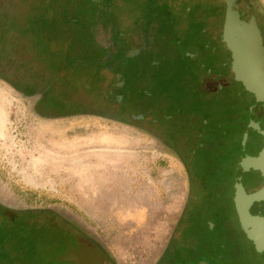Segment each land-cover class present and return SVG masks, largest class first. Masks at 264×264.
Returning a JSON list of instances; mask_svg holds the SVG:
<instances>
[{"label":"rangeland","instance_id":"374dc122","mask_svg":"<svg viewBox=\"0 0 264 264\" xmlns=\"http://www.w3.org/2000/svg\"><path fill=\"white\" fill-rule=\"evenodd\" d=\"M113 1L118 10L121 1L140 6V0ZM254 1L264 13V0ZM144 8L145 4L138 11ZM187 12L185 6L175 16V37L183 34L180 29L185 28ZM34 38L38 47L49 51L51 45L60 48L58 51L65 48L55 41L45 45L42 34ZM101 41H106V37H101ZM76 64L85 68L94 65L90 61ZM117 72L123 71H116L115 78ZM104 76L107 78V72ZM71 78L90 85L93 92H83L84 102H93V107L101 101L111 104L100 89L94 90V77L85 79L71 74ZM95 85L112 90L110 99L116 94L109 84L102 86L96 81ZM114 85L121 97L115 98L122 105L119 112L126 116L124 122L91 113L43 117L32 108L34 97L22 95L0 78V202L14 209L45 208L65 215L78 225L83 236L88 233L106 248L113 264H150L195 187L194 176L187 172V151L196 121L190 120L185 135L159 141L146 131L147 125L130 119L129 115L138 113H130V106H124L128 89L117 81ZM57 94L60 101L70 99L63 90ZM155 133L158 134L157 129ZM205 262L222 264L212 258Z\"/></svg>","mask_w":264,"mask_h":264},{"label":"water","instance_id":"95a60500","mask_svg":"<svg viewBox=\"0 0 264 264\" xmlns=\"http://www.w3.org/2000/svg\"><path fill=\"white\" fill-rule=\"evenodd\" d=\"M32 10L27 0H0V78L17 77V85L25 87L26 93L42 90L56 109L60 102H81L85 98L83 92L92 91L90 85H84L85 80L74 82L71 74L85 79L94 77L95 82H101L102 86L109 84L117 93L113 85L115 81L121 85L120 73L117 72L115 78L113 67L92 65L85 68L83 64L79 67L76 63L92 61L80 54L58 51L60 48L54 45L50 51L38 47L40 44L34 37H41V34L45 45L54 41L59 46L68 44L54 38L47 26L38 25ZM197 14L206 49L204 59L221 58L228 73L218 81L214 77L204 79L203 87L206 90L222 88V97L228 101L229 85L234 82L246 93V103L240 110L239 123L231 130H224L225 135L219 126L232 118L223 115L222 110L217 114L213 109L195 122L187 155L196 183L184 215V228L191 236L188 246L184 238L186 249H189L184 252L197 248L202 253L203 246L213 257L219 253L227 256V264H264L263 37L249 0H198ZM102 43L104 56L99 59L102 63L119 50L126 51L127 56L134 53L133 49L120 47V42L112 36ZM95 82L94 90L112 94V90L101 89ZM83 85L88 89H83ZM60 90L69 94L70 99L60 101L57 94ZM117 98H121L120 95ZM140 117V114L133 116ZM205 118H208L207 125L203 123ZM4 212L11 219L15 214L10 209ZM48 219L71 243L70 264H113L94 242L86 237L82 240V235L59 226L53 218ZM186 261L187 264H206L200 253Z\"/></svg>","mask_w":264,"mask_h":264},{"label":"flooded vegetation","instance_id":"af4514ba","mask_svg":"<svg viewBox=\"0 0 264 264\" xmlns=\"http://www.w3.org/2000/svg\"><path fill=\"white\" fill-rule=\"evenodd\" d=\"M142 1H146L144 11H142L144 19L134 22L131 20L132 5H126L123 1L118 3L121 6V10H118L119 7L113 4L115 2L113 0H30L34 6V20L36 22L67 21L66 23L73 29L75 35L89 21L93 22L91 23V31L94 33L100 32L101 37H107V40L111 36L114 40V38L120 36L118 35L120 33L128 35L129 30L136 25L142 28L135 33L138 43L132 48L134 50L133 55L127 56L126 52H114L103 64L116 68V71H123L120 72L119 81L121 85L128 89L124 106H130V113H138L129 115L130 119L141 121L147 125L146 131L159 141H167L172 135H185L186 123L180 115V109L177 112L174 111L171 118L167 114L165 115V106L168 104L169 99L174 98L172 101L179 104L181 101L179 102L177 99L181 96L179 94L182 93V89H179L180 85L173 84L172 81V74L178 69V63L168 64L166 61L178 60V57L182 56L181 51L185 52V50L187 56L194 57L193 51L195 49L192 45L197 40L196 37L193 40L189 38L190 21H186L184 23L185 28L180 29V33L183 34L175 37L173 33V27L176 23L175 16H179L181 9L185 6L195 5L196 0H140V2ZM249 2L252 5L264 41V13L257 8L254 0H249ZM161 10L165 11L162 15L158 14ZM118 11L120 12L118 13ZM44 16L48 18L42 21L41 19ZM129 17L131 19L125 20ZM168 18H172L170 22H167ZM169 49L172 52H169ZM158 50H161L162 54L161 52L157 54ZM103 56L104 53L100 58ZM99 62L101 63V61ZM6 81L20 91L22 95L34 97L32 108L43 117L91 113L98 116L103 115L106 118L120 122L125 121V119H120L124 115L119 112L122 105L116 103L117 93L113 95L112 100L109 98L110 94L103 93V97L107 101H111V104L108 105L101 101L93 107V104H91L93 102H84L83 99L81 102L75 101L71 104L60 102L59 109H56L42 90L26 93L25 87L17 85L16 82ZM113 88H115L114 85ZM169 89L170 92L173 91L172 94L175 93L179 96L166 97L170 93ZM139 114L142 117L133 118V116ZM156 129L158 134L155 133ZM179 153L185 155L182 151ZM187 172L190 173V169ZM191 180L192 178L189 181L191 184L189 189L193 186ZM187 203L186 198L185 204L164 239L162 248L150 264H172L174 262L176 264H187L186 259L188 257L191 258L199 253L203 256L204 261L207 258L214 259L208 252V248L203 246L202 253L197 248L189 253L184 252L189 250L186 249V246H188V240L191 239L188 231L184 228ZM4 209H10L15 213L12 219L5 215ZM29 214L33 215L34 219L29 217ZM48 218H53L59 226L71 229L73 232L80 234L79 236L82 235L80 237L82 240H85V237L88 236V233H84L83 236L81 234L83 231L78 228V225L59 212L45 208L35 211L14 209L6 207L0 202V264H70L71 243L68 237L52 227ZM73 225L80 232L72 227ZM88 238L108 256L103 245L92 236H88ZM184 238L187 242L186 246L183 242L185 241ZM183 248L184 250H182Z\"/></svg>","mask_w":264,"mask_h":264},{"label":"trees","instance_id":"16d2710c","mask_svg":"<svg viewBox=\"0 0 264 264\" xmlns=\"http://www.w3.org/2000/svg\"><path fill=\"white\" fill-rule=\"evenodd\" d=\"M145 2L146 1L140 2L139 7H136L133 5L131 6V10L133 12L131 17H132V20L134 22L137 20H140V19H144V17H142V15H143L142 11L143 10L140 12L138 10L140 7L141 8L143 7ZM28 4L34 9L33 4L29 0H28ZM32 11L34 14V10H32ZM187 11L188 12H187L186 16H188L189 20L187 18L186 21L191 22V27L188 28V33L190 36L189 38L191 40H193L196 37V39H197L196 41L198 42V48H197V51L196 50L193 51V54L195 55L194 57L193 56H191V57L187 56L186 50H185V52L181 51L182 56L178 57V60H175V61H168L167 60L166 61L168 64H173V63L177 64L178 63V67H177L178 69L172 74L173 75L172 81H173V84L180 85L179 89H182V93L179 94L181 96H179L175 93L172 94L173 91L170 92V89H171V87H170V89H169L170 93L167 94L166 97L171 98L172 95L174 97L179 96V99H177V100L179 102L181 101V103L178 102L179 104H176V102L172 101V99H174V98H172L171 100L169 99L168 104L165 106V108H166L165 115L167 114V116L169 118H171V115L174 114V111L177 112V110L180 109L181 117L183 119L189 121L186 124V130H188V129H190L189 128L190 120L194 119L197 122L199 120V118L201 119L203 115L212 112L213 109H215V112L217 114L222 110L223 115L228 114V115H230L229 118H232L231 121L226 120L224 122V124L219 126V128L223 130L222 131L223 135H225L227 133L224 130H226V129L231 130V128H234L235 125L239 123L240 114H241L240 110L243 107L245 108L246 93L243 92L241 89L237 88L236 85L234 84V82H231V84L229 85L231 96H230L229 100L226 101L222 97V94H223L222 88L213 87V89H207L206 90L203 87L204 79H206L208 77L209 78L214 77L215 81H218L219 79H222L221 76H225L228 73L226 72L225 66L223 65V61L221 58L205 57V59H204L203 53L206 51V49L203 47L204 43L202 41L203 39H202V35H201V28H200V22H199L200 20H199L198 14H197V0H196L195 5L193 4L191 6L190 5L187 6ZM171 19L172 18H168L167 22H170ZM59 21L60 20H55L54 23L44 22L41 24H39V22H37V24L42 25V26H44V25L47 26L48 30H52V32L54 33V36H56L55 33L61 34L62 33V31H61L62 26L64 24H67L66 21H63V23L61 22L62 24H60ZM89 22L87 23V25L82 26L83 30L86 28L91 29V25H92L91 23H93V22H90V23ZM141 29H142L141 27L136 25L133 29L129 30V34H130V32H132V36H134L135 32L140 31ZM56 31H58V32H56ZM118 35H120V36L116 37L117 39L114 38V40L120 42V47L124 48L125 42H123V40L128 35L127 34L125 35V33H123V34L120 33ZM121 36H123V37H121ZM74 38L75 39L72 38L71 41H68L67 46H64L65 47V48H63L64 51L70 52V53L72 52L71 49L74 47V42H75L74 40H76V37H74ZM61 41H63V39H61ZM89 42L92 43L91 40ZM126 50H129V49H126ZM170 51H171V49H169V52ZM118 52L124 53L126 51L119 50ZM160 52H161V50H158L157 54ZM61 54H62V52H61ZM161 54H162V52H161ZM101 56H102V54L100 56L95 57V59L92 61L94 63V65L100 64L99 59ZM102 65H104V64L102 63ZM187 80H188V82H186ZM129 94H130V91H129ZM131 94H133V93H131ZM48 99H49V97H48ZM232 114H234V115H232ZM203 123L205 125H207L208 118H205L203 120ZM193 124L195 125V123H193ZM197 124H199V123H197ZM214 259L222 262V264H227L229 261L228 257L222 253H219L217 256L214 257Z\"/></svg>","mask_w":264,"mask_h":264},{"label":"crops","instance_id":"0c3cea01","mask_svg":"<svg viewBox=\"0 0 264 264\" xmlns=\"http://www.w3.org/2000/svg\"><path fill=\"white\" fill-rule=\"evenodd\" d=\"M59 22L60 24L63 23L62 20H60ZM61 31V34L55 33V38L59 40L63 39L65 42H67V44L68 41H71L72 38L75 39L74 37H76V40H74V47L71 49L72 53H76L78 55L80 54L84 59H88L91 61H93L96 56H100L101 54H103V43L101 41L102 35L100 32L94 33L91 31V29L86 28L84 30L82 29L80 32H78L77 35H75L73 29L67 24H64L62 26ZM90 40L92 41V43L89 42ZM123 42H125V47L123 46L124 49H131L138 43V39L136 38V35L132 36V32H130V34L123 40ZM192 46H194V49L197 51L198 42L196 41Z\"/></svg>","mask_w":264,"mask_h":264}]
</instances>
